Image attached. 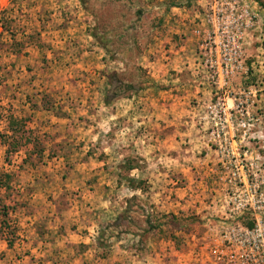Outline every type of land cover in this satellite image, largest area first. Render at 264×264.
<instances>
[{"label": "rangeland", "instance_id": "obj_1", "mask_svg": "<svg viewBox=\"0 0 264 264\" xmlns=\"http://www.w3.org/2000/svg\"><path fill=\"white\" fill-rule=\"evenodd\" d=\"M150 62L185 68L215 208L235 148L264 160V0H0V264H201L202 216L136 200Z\"/></svg>", "mask_w": 264, "mask_h": 264}, {"label": "crops", "instance_id": "obj_2", "mask_svg": "<svg viewBox=\"0 0 264 264\" xmlns=\"http://www.w3.org/2000/svg\"><path fill=\"white\" fill-rule=\"evenodd\" d=\"M145 68L150 77L149 84L153 86L151 91L160 98L148 96L143 99L153 102L154 107L148 113L134 114L140 127L137 128L135 145L143 158L141 163L144 168L138 166L133 177L136 183L151 184V192L145 196L140 191L136 200L141 206L148 202L151 212L156 215L196 213L205 219L214 207L210 204L208 187L195 179L198 174L208 175L217 153L206 141L207 134L194 126V117H191L186 101L180 96V91L188 84V81L185 82L188 78L181 75L185 68L154 62ZM160 99L166 100L161 103ZM172 102L174 105H169ZM187 124H191L190 128L182 127Z\"/></svg>", "mask_w": 264, "mask_h": 264}, {"label": "built area", "instance_id": "obj_3", "mask_svg": "<svg viewBox=\"0 0 264 264\" xmlns=\"http://www.w3.org/2000/svg\"><path fill=\"white\" fill-rule=\"evenodd\" d=\"M237 150L217 172L220 193L204 219L201 264H264V160Z\"/></svg>", "mask_w": 264, "mask_h": 264}, {"label": "trees", "instance_id": "obj_4", "mask_svg": "<svg viewBox=\"0 0 264 264\" xmlns=\"http://www.w3.org/2000/svg\"><path fill=\"white\" fill-rule=\"evenodd\" d=\"M111 78H112V79H113V78H118V77H117V74H112V75L110 76V78H109V81L112 80ZM122 84H123V83H122ZM131 88L133 89V87H131ZM116 97H117V96H116ZM108 101H109V100H108ZM108 103H109V102H108Z\"/></svg>", "mask_w": 264, "mask_h": 264}]
</instances>
